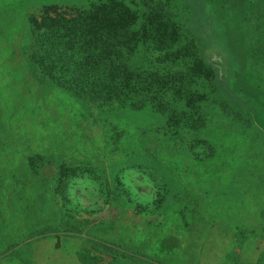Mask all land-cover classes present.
Instances as JSON below:
<instances>
[{
    "label": "rangeland",
    "instance_id": "obj_1",
    "mask_svg": "<svg viewBox=\"0 0 264 264\" xmlns=\"http://www.w3.org/2000/svg\"><path fill=\"white\" fill-rule=\"evenodd\" d=\"M105 1L0 0V264H264V0H174L218 73L175 136L154 94L98 115L22 71L27 16ZM141 46L134 66L182 71Z\"/></svg>",
    "mask_w": 264,
    "mask_h": 264
},
{
    "label": "trees",
    "instance_id": "obj_2",
    "mask_svg": "<svg viewBox=\"0 0 264 264\" xmlns=\"http://www.w3.org/2000/svg\"><path fill=\"white\" fill-rule=\"evenodd\" d=\"M139 1L144 8L137 27V15L118 0L66 13L49 6L37 17L27 16L29 43L22 57V71L34 83H46L83 104L85 110L98 111V115L106 108L141 109L146 98L154 94L156 110L170 121L166 127H174L175 136L179 124L190 129L189 118L200 111L199 104L207 97L185 85L205 79L213 93L218 73L178 21L179 8L174 0ZM180 35L185 37L181 47ZM142 44L164 52L172 61L185 60L182 71L161 74L134 66L131 59ZM158 93L162 96L157 97ZM176 138L182 143V138ZM186 139L190 143L191 138ZM70 172L65 164L57 165L54 192L64 188Z\"/></svg>",
    "mask_w": 264,
    "mask_h": 264
}]
</instances>
